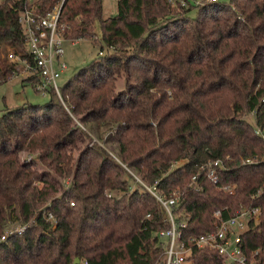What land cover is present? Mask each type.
<instances>
[{"label":"trees","instance_id":"16d2710c","mask_svg":"<svg viewBox=\"0 0 264 264\" xmlns=\"http://www.w3.org/2000/svg\"><path fill=\"white\" fill-rule=\"evenodd\" d=\"M185 1L118 0L108 17L104 0L36 1L41 15L63 2L65 39H97L98 23L101 48L61 85L62 99L50 89L45 104L0 114V236L15 222L26 225L0 242V264H75L76 257L78 264H160L158 232L170 223L129 170L178 199L173 212L187 222L186 236L214 230L215 209L228 217L241 205L259 207L241 245L264 264V191L256 196L264 139L255 132L264 127V0ZM23 6L0 3V85L19 71L9 52L26 55ZM78 122L94 127L100 142ZM102 143L115 145L116 157ZM37 159L49 171L37 169ZM216 159L220 184L234 193L201 170ZM191 259L225 264L206 248Z\"/></svg>","mask_w":264,"mask_h":264},{"label":"built area","instance_id":"2783aa9c","mask_svg":"<svg viewBox=\"0 0 264 264\" xmlns=\"http://www.w3.org/2000/svg\"><path fill=\"white\" fill-rule=\"evenodd\" d=\"M36 1L24 0V6L19 15V22L26 37V55L22 57L14 51H10L8 58L13 62L19 63L18 70L26 72L24 80L31 76H36V80L32 81L36 91L43 95H48L49 90L54 89L62 99L59 78L67 68L66 62L61 59L64 54L62 45L65 37L59 26V18L63 2L41 15L34 13ZM209 1L216 2L218 0H207V2ZM201 3L204 2L199 4ZM100 53L102 54V52ZM78 124L84 128L83 124L79 122ZM255 132L264 139V127L256 126ZM112 155L115 156L113 153ZM253 161L254 158H247L243 162L251 163ZM220 166H222L221 160L216 159L209 160L201 165L200 168L221 190L234 193V186L220 184ZM129 171L165 208L166 220L169 221L170 226L158 232L162 240L161 246L164 248L163 261L160 264H194L191 259L193 250L205 248L217 251L225 264H259V259L256 257L258 251L247 253L241 245L242 234L247 229L249 220L261 213L259 207L241 205L235 213L228 217H224L220 209H215L216 227L214 230L186 236L184 229L187 226V222L177 221V217L173 212V206L178 202V199L176 197H166L156 185H147L134 171ZM196 177L194 176V179ZM67 180L68 183L64 184L66 188L70 184V179ZM263 191L264 184L258 188L256 196H259ZM109 194L111 195V193ZM74 204L75 202L71 201V205ZM147 216L149 217L150 214ZM45 217L49 221H56L51 212H48ZM25 228L26 225L15 222L0 236V242L6 240L11 234L23 232Z\"/></svg>","mask_w":264,"mask_h":264},{"label":"rangeland","instance_id":"374dc122","mask_svg":"<svg viewBox=\"0 0 264 264\" xmlns=\"http://www.w3.org/2000/svg\"><path fill=\"white\" fill-rule=\"evenodd\" d=\"M3 0H0V3ZM179 1L182 5H186L185 0H173L172 2ZM198 5L200 2L207 0H192ZM220 2H229L230 0H219ZM118 10V0H104V16H112L117 13ZM197 12L196 9L191 11L192 15H195ZM96 32L99 34L97 39H88L83 38L79 40H68L65 39L62 45L64 51L61 59L66 62L67 68L64 70V73L59 78L60 85H63L74 73L79 71L83 66L91 62L97 55L101 48V31L99 24H96ZM103 53V52H102ZM25 71L19 70L17 74L12 76L9 81L2 83L0 85V114L4 111L5 108L17 107L23 105L26 102L34 104H45L50 100L49 95H43L35 90L33 87V82L29 79L25 80L23 83ZM125 78L123 76L118 77L117 87L118 90L124 89ZM246 119H250V123L253 126H256L255 118L251 113H245L243 115ZM84 126V125H83ZM85 130L92 137L93 141H99L98 135L95 131V128L92 126H84ZM107 150L116 156L117 148L115 145H106L102 143ZM22 157L27 158H36L37 154L29 156L27 152H22ZM177 162L176 164H179ZM36 168L39 170H48L43 163L37 159ZM49 171V170H48ZM63 184H67V179H61Z\"/></svg>","mask_w":264,"mask_h":264},{"label":"water","instance_id":"95a60500","mask_svg":"<svg viewBox=\"0 0 264 264\" xmlns=\"http://www.w3.org/2000/svg\"><path fill=\"white\" fill-rule=\"evenodd\" d=\"M80 262V258L79 257H76V259H75V264H78Z\"/></svg>","mask_w":264,"mask_h":264},{"label":"crops","instance_id":"0c3cea01","mask_svg":"<svg viewBox=\"0 0 264 264\" xmlns=\"http://www.w3.org/2000/svg\"><path fill=\"white\" fill-rule=\"evenodd\" d=\"M3 1H4V0H3ZM3 1H2V2H3ZM24 81H25V80H24V79H22V82H23V83H25Z\"/></svg>","mask_w":264,"mask_h":264}]
</instances>
